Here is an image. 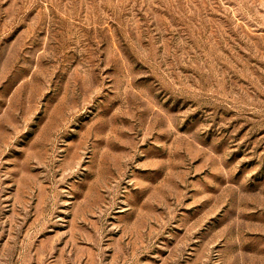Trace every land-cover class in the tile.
I'll use <instances>...</instances> for the list:
<instances>
[{
    "label": "rangeland",
    "instance_id": "1",
    "mask_svg": "<svg viewBox=\"0 0 264 264\" xmlns=\"http://www.w3.org/2000/svg\"><path fill=\"white\" fill-rule=\"evenodd\" d=\"M0 264H264V0H0Z\"/></svg>",
    "mask_w": 264,
    "mask_h": 264
}]
</instances>
